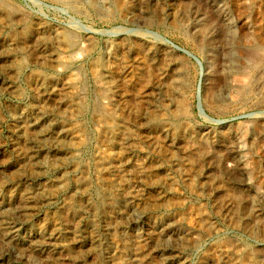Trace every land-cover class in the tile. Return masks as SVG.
<instances>
[{
	"label": "rangeland",
	"instance_id": "rangeland-1",
	"mask_svg": "<svg viewBox=\"0 0 264 264\" xmlns=\"http://www.w3.org/2000/svg\"><path fill=\"white\" fill-rule=\"evenodd\" d=\"M55 2L0 0V212L14 227L3 231L0 222V264H214L229 240L248 248L253 260L264 259V69L240 96L233 86L214 100L207 95L220 74L222 21L232 28L235 47L249 37L264 42V0ZM37 24L77 36L80 27L90 28L94 46L81 42V53L63 67L39 47L37 64L29 41ZM45 37L40 42L49 50ZM255 82H263L261 90ZM77 91L89 105L103 96L102 121L113 117L125 127L131 146L110 140L90 108L83 112L68 100ZM198 144L226 165L228 150L236 156L242 181L222 169L211 173L255 205L258 231L246 230L225 209L214 211L222 194L205 185L210 164L202 158L196 170L183 157ZM62 175L66 183L55 187ZM121 175L131 178L121 183ZM18 205L22 214L11 216ZM198 210L207 215L208 231L200 228ZM173 233L180 235L178 247L170 237L155 241ZM160 250L173 256L161 261Z\"/></svg>",
	"mask_w": 264,
	"mask_h": 264
},
{
	"label": "bare ground",
	"instance_id": "bare-ground-1",
	"mask_svg": "<svg viewBox=\"0 0 264 264\" xmlns=\"http://www.w3.org/2000/svg\"><path fill=\"white\" fill-rule=\"evenodd\" d=\"M3 1V0H1ZM41 1V0H40ZM56 2H61L64 3L66 5H68L69 3L73 2V0H54ZM90 1V0H89ZM96 1V0H95ZM178 1V0H177ZM52 2V1H51ZM55 2V3H56ZM81 2V1H80ZM88 2V1H87ZM100 2V1H99ZM106 2V1H105ZM137 2V1H136ZM39 3V2H38ZM112 3V2H110ZM153 3V2H152ZM3 4V3H2ZM48 4V3H46ZM150 4V3H149ZM172 4V3H170ZM1 5V3H0ZM8 5V4H7ZM51 5V4H50ZM53 5V4H52ZM62 5V4H61ZM91 5V4H90ZM138 5V4H137ZM164 5V4H163ZM105 6V5H104ZM129 6V5H128ZM135 6V5H134ZM176 6V5H175ZM98 7V6H97ZM131 7V6H130ZM1 8V7H0ZM11 8V7H10ZM61 8V7H60ZM67 8H71V6H67ZM150 7H148L149 9ZM157 8V7H156ZM160 8V7H159ZM186 8V7H185ZM184 8V9H185ZM227 8V7H226ZM4 9V8H3ZM66 9V8H65ZM75 9V8H74ZM95 9V8H93ZM147 9V10H148ZM154 9V8H153ZM248 9V7L245 5L242 6V9L240 11V14L242 15L243 12H245ZM69 10V9H68ZM91 10V9H89ZM112 10V9H111ZM139 11V9H137ZM155 10V9H154ZM79 11V10H78ZM136 11V10H135ZM4 12V11H3ZM66 12V10H65ZM88 12V11H87ZM98 12V11H97ZM24 13V12H23ZM135 14V13H134ZM224 14V13H223ZM11 15V14H10ZM82 15V14H81ZM93 15V14H92ZM141 15V14H140ZM3 16V14H2ZM157 16V15H156ZM155 16V17H156ZM76 18V17H75ZM10 19V18H9ZM23 21V20H22ZM218 22V21H217ZM223 22V33L221 35V40H219L222 43L223 49L221 50V60L222 63H220V69L219 70V75L218 78H215V81L212 80L211 83H209V86H207V95L209 97L210 100H214L219 91L220 90H227L231 89V87L233 86V90H235L234 94L236 95H242L244 93H246L250 87V85L252 84L253 81L256 80V78H258L261 74H263V72H259V69H264V42L260 41L259 39L256 38H248V42H245L244 45H239V47H235V43H233L232 41V35H233V31L230 29L229 25L227 23ZM247 22V21H246ZM22 24H24V22H22ZM231 24V23H229ZM14 26V25H13ZM22 26V25H21ZM20 26V27H21ZM24 26V25H23ZM69 27V26H68ZM72 27V26H71ZM186 27V26H185ZM1 28V27H0ZM18 28V27H17ZM26 26H24L22 29H25ZM82 28V30L84 31L83 35H75V33H71L69 31H59L56 29H49V27H44L41 26L40 24H37L36 27H31V36L29 41H31L32 47L34 49L33 54H31L32 59H34L35 63H39L41 64L42 60H40L42 58V55L37 54L35 51L39 50L38 48L41 47L43 48V51L45 53H48L46 55V57H48L49 61L53 63H55L56 67H63L65 64H70L71 60H73L76 56L79 55V53H81L82 49H81V45L83 43H85L86 48L91 49L94 44L92 42V30L90 28H85V27H80ZM234 28V27H233ZM61 29V28H60ZM64 29V28H63ZM67 29V28H66ZM185 29V28H184ZM243 29V28H242ZM235 31V30H234ZM1 32V31H0ZM111 32V31H110ZM205 32L204 28H201L199 31L200 37L203 36ZM248 32V31H247ZM24 33V32H22ZM27 33V32H26ZM50 34V35H49ZM243 35V34H241ZM251 35V34H250ZM12 36V34H11ZM45 36H48L47 38H49L47 41L50 43V48L49 50H47L45 43H41L40 39L41 38H46ZM252 36V35H251ZM256 36V35H255ZM204 39V38H203ZM243 39V36H242ZM205 40V39H204ZM237 40V39H236ZM140 41V40H139ZM142 41V40H141ZM5 42V41H4ZM83 42V43H81ZM98 42V41H97ZM118 42V41H117ZM243 42V41H242ZM241 42V43H242ZM206 43V42H205ZM142 44V43H141ZM23 45V44H22ZM29 45V44H28ZM53 46H57L56 49H54ZM12 47V46H11ZM21 47V46H20ZM19 47V48H20ZM31 47V48H32ZM1 48V47H0ZM85 48V47H84ZM83 48V49H84ZM127 48V47H126ZM16 49V48H15ZM148 49V48H147ZM200 49V48H199ZM12 50V49H11ZM32 50V49H31ZM32 52V51H31ZM25 54V53H24ZM18 55V54H17ZM86 56V55H85ZM62 58H67V59H62ZM102 59V58H101ZM15 61V60H14ZM55 61V62H54ZM79 62V61H78ZM12 63V62H11ZM77 63V62H76ZM133 64V63H132ZM75 65V64H74ZM141 65V64H140ZM69 66V65H68ZM89 66V65H88ZM87 66V68H88ZM95 66V65H94ZM102 66V65H101ZM100 66V67H101ZM180 66V65H179ZM32 68V66H31ZM83 69V68H82ZM60 70V69H59ZM81 70V69H80ZM75 71V70H74ZM260 71V70H259ZM264 71V70H263ZM80 72V71H79ZM107 72V71H106ZM180 72V71H179ZM86 73V72H85ZM109 74V73H108ZM7 75V74H6ZM54 75V74H53ZM77 75V74H76ZM182 75V74H181ZM70 76V74H69ZM38 77V76H37ZM63 77V76H62ZM65 77V76H64ZM175 77H177L175 75ZM230 77H235V83L231 84L229 83V78ZM88 78V77H87ZM34 79V78H33ZM32 79V81H33ZM90 79V78H89ZM105 79V78H104ZM109 79V78H108ZM58 80V79H57ZM60 80V79H59ZM84 80V79H83ZM148 80V78H147ZM75 81V80H74ZM10 82V81H9ZM260 82V81H259ZM75 83V82H74ZM81 83V82H80ZM94 83V82H93ZM256 83V82H255ZM61 84V83H60ZM254 84V82H253ZM257 86L261 88L263 87V82L261 83H256ZM33 85V83H32ZM64 85V84H63ZM78 85V84H77ZM89 85V84H88ZM96 85V84H95ZM110 86V85H109ZM253 86V85H252ZM71 87H73V85H71ZM107 87V86H106ZM5 88V87H3ZM79 88V87H78ZM77 88V89H78ZM86 88V87H85ZM48 89V88H47ZM102 90V89H100ZM252 90V89H251ZM264 90V87H263ZM145 91V90H144ZM147 91V90H146ZM178 91V90H177ZM250 91V90H249ZM255 91V90H254ZM149 92V91H148ZM253 92V91H252ZM251 92V93H252ZM103 93V92H102ZM206 93V92H205ZM250 93V92H249ZM257 93V91H256ZM105 94V93H104ZM184 94V93H183ZM226 94V93H225ZM85 95V94H84ZM93 95V94H92ZM70 96V95H69ZM86 96V95H85ZM98 96V98H97ZM182 96V95H181ZM222 96V95H221ZM33 97V96H32ZM68 97V96H67ZM206 97V96H205ZM249 97V96H248ZM56 98V97H55ZM84 98V97H83ZM103 98L102 95H96L94 97V101L92 102L91 105L88 104V102H82L81 100L82 97L80 96V92L77 91L74 95V97L71 99L69 98L68 100L73 102V104L75 106L78 107L79 110H86L87 108H90L91 111L93 112V114L96 116L98 123H101L102 128L104 127V131L107 133V135L109 136L110 140H118V144L119 146L124 145L125 147H127V143L129 144V146H131V141L128 137V135L126 134L125 131H127V129H125V127H123L122 125H118L116 123V120L111 117L110 119L104 120L102 121V118L104 116H106V113H104L101 109H100V101L99 99ZM116 98V96H115ZM127 98V97H126ZM93 99V98H92ZM130 99V98H129ZM208 99V100H209ZM85 100V99H84ZM218 100V99H217ZM264 100V99H263ZM117 101V100H116ZM220 101V100H219ZM119 102V101H118ZM178 102V101H177ZM217 102V101H216ZM48 103V102H47ZM102 103V102H101ZM215 103V102H214ZM264 104V103H263ZM122 105V104H121ZM134 105V104H133ZM184 105V104H183ZM58 106V105H57ZM80 106V107H79ZM113 106V105H112ZM264 106V105H263ZM63 107V106H62ZM256 108V107H255ZM55 109V108H54ZM106 109V108H105ZM37 110V108L35 109ZM88 110V109H87ZM104 110V109H103ZM109 111V110H108ZM84 112V111H83ZM87 112V111H86ZM152 112V111H151ZM111 113V112H110ZM86 115V113H85ZM19 116V115H18ZM50 116V115H49ZM108 116V115H107ZM131 116V115H130ZM35 118V117H34ZM85 119V118H84ZM159 119V118H158ZM47 120V119H46ZM76 120V119H75ZM57 121V120H56ZM81 121V120H80ZM83 121V120H82ZM89 121V120H88ZM173 121V120H172ZM68 122V121H67ZM77 122V121H76ZM153 122V121H152ZM159 122V121H158ZM90 123V122H89ZM97 123V122H96ZM193 125V124H192ZM166 126V125H165ZM169 126V125H168ZM58 127V126H57ZM82 127V126H81ZM75 128V127H74ZM73 128V129H74ZM29 129H32V127H30ZM91 129V128H90ZM212 129V128H211ZM253 129V128H252ZM40 131V130H39ZM135 131V130H134ZM173 131V129H172ZM10 132V131H9ZM24 132V131H23ZM96 132V131H95ZM77 133V132H76ZM92 133V132H91ZM97 133V132H96ZM128 133V132H127ZM84 136V133H81ZM178 134V133H177ZM252 134L255 136V133L252 132ZM31 137L34 138V134H33V130H31L30 134ZM48 135V134H47ZM257 135V134H256ZM29 136V137H30ZM75 136V135H74ZM87 136V135H85ZM131 136V135H130ZM182 137V136H181ZM198 137V136H197ZM23 138V137H22ZM88 138V137H87ZM79 140V139H78ZM186 140V139H185ZM85 141V140H84ZM130 141V142H129ZM188 141V139H187ZM114 142V141H113ZM148 142V141H147ZM160 143V142H159ZM185 143V142H184ZM193 144V143H192ZM204 144V143H203ZM198 144L195 147H191V149L189 150L188 153H186L185 150H183V157L187 160V162L191 165H193L196 170H201L203 168L202 166V162L203 159L207 160V162L210 165H207L211 168L208 169V171H206V175H205V185L206 186H214L213 188H216L218 190L221 191V200L217 201V207L214 209V211H220L222 209L227 210V213L229 214L230 219L232 218V220L234 221H238L241 222L243 224V227L246 230L252 231V230H256L258 231V224L257 222H259V218L257 217L256 213H255V205L253 206L251 203H249L246 199H244V195H242L241 193H235L230 187L225 186L221 183V179L220 177H218L215 173H211V171H216L218 169H222V171L229 177L232 179H237L239 181H242L243 178L245 176H242V174H240L238 172V170L242 169L239 168V161L237 160L236 156L232 153L230 154V151L228 150V159H231V164H224L223 158L220 155H214V156H210L208 154V149L205 148V144ZM49 145V144H47ZM80 147V146H79ZM113 148V147H112ZM182 148V147H181ZM111 149V148H110ZM48 150V149H47ZM75 150V149H74ZM83 150V149H82ZM114 150V149H113ZM161 150V149H160ZM112 151V150H111ZM128 151V150H127ZM135 151V150H134ZM42 152V151H41ZM126 152V151H125ZM82 153V152H81ZM111 153V152H110ZM113 153V152H112ZM88 154V153H87ZM137 154V152H136ZM62 155V154H61ZM130 155V154H129ZM145 155V154H144ZM55 156V155H54ZM170 156V155H169ZM136 157V156H135ZM146 157V156H145ZM172 157V156H170ZM71 158V157H70ZM203 158V159H202ZM44 159V158H43ZM63 159V158H62ZM227 159V160H228ZM95 160V159H94ZM82 161V160H81ZM104 161V160H103ZM109 161V160H108ZM160 161V160H159ZM70 162V161H69ZM95 162V161H94ZM101 162V160H100ZM24 163V162H23ZM75 163V162H74ZM96 163V162H95ZM112 163V162H111ZM100 164V163H99ZM119 164V163H117ZM152 164V163H151ZM157 164V163H156ZM254 164V163H253ZM18 165V164H17ZM98 165V164H97ZM130 165V164H129ZM128 165V166H129ZM143 165V164H140ZM161 165V164H160ZM204 165V164H203ZM54 166V165H53ZM242 166V165H241ZM244 166V165H243ZM56 167V166H55ZM83 167V166H82ZM97 167V166H96ZM139 167V166H138ZM88 168V166H87ZM239 168V169H237ZM126 169V167H125ZM89 170V169H88ZM95 170V169H94ZM101 170V169H100ZM113 170V169H112ZM130 170V169H128ZM134 170V169H133ZM146 170V169H145ZM102 171V170H101ZM131 171V170H130ZM161 171V170H160ZM115 173H119L118 169H114ZM153 172V171H152ZM162 172V171H161ZM209 172V173H208ZM242 172V171H241ZM43 173V172H42ZM91 173V172H90ZM130 173V172H129ZM132 173V172H131ZM158 173V172H157ZM166 173V172H165ZM208 173V174H207ZM95 174V173H93ZM116 174V175H117ZM123 174V173H122ZM120 175V174H119ZM127 175V174H126ZM129 175V174H128ZM144 175V173H143ZM140 172H138L135 176H143ZM155 175V173H154ZM164 175V174H163ZM162 175V176H163ZM105 176V175H103ZM166 176V175H165ZM198 176V175H197ZM201 176V175H200ZM99 177V176H98ZM145 177V176H144ZM157 177V175H156ZM186 177V176H185ZM91 178V177H90ZM113 178V177H111ZM129 178L131 177H124L121 175L119 176V180L121 181V183H124L127 181H129ZM110 179V178H109ZM108 179V180H109ZM136 179V178H135ZM21 180V179H20ZM89 180V179H87ZM87 180H83L82 185L85 188L89 183L87 182ZM96 180V179H95ZM76 181V180H75ZM100 181V180H99ZM135 181V180H134ZM149 181V180H148ZM147 181V182H148ZM166 181V180H165ZM171 181V180H169ZM16 182V181H15ZM45 182V181H44ZM145 181H143L144 183ZM188 182V185H190V180L185 181ZM193 182V181H192ZM197 182V181H196ZM200 182V181H199ZM26 183V182H25ZM66 183V180L64 179V176L62 175L60 177V179L57 181V183L55 184V187H60V186H64L63 184ZM69 183V182H68ZM93 183V182H92ZM132 183V182H131ZM152 183V182H151ZM156 183V182H155ZM168 183V182H167ZM170 183V182H169ZM227 183V182H226ZM243 183V182H242ZM99 184V183H98ZM164 184V183H163ZM196 184V183H195ZM54 185V184H53ZM70 185V184H69ZM147 185V184H146ZM41 186V185H40ZM113 186V185H112ZM116 186V185H115ZM205 186V187H206ZM186 187V186H185ZM12 188V187H11ZM50 188V187H49ZM80 188V187H79ZM113 188V187H112ZM125 188V187H124ZM48 189V188H47ZM74 189V188H73ZM99 189V188H98ZM106 189H109V187H107ZM111 189V188H110ZM114 189V188H113ZM142 189V188H141ZM160 189V187H159ZM164 189V188H163ZM210 189V188H209ZM212 189V188H211ZM105 190V189H104ZM129 190V189H128ZM140 190V189H139ZM66 191V190H65ZM64 191V192H65ZM137 191V190H136ZM152 191V190H151ZM217 191V190H216ZM78 192V191H77ZM111 192H114L111 191ZM123 192V191H122ZM128 192V191H127ZM144 192V191H143ZM155 192V191H154ZM61 193V192H60ZM85 193V192H84ZM83 193V194H84ZM108 193V192H107ZM147 193V192H146ZM152 193V192H151ZM86 194V193H85ZM154 194V193H153ZM167 194V192H166ZM117 195V194H116ZM119 195V194H118ZM123 195V194H122ZM156 195V194H155ZM1 196V195H0ZM16 196V195H15ZM90 196V195H89ZM115 196V195H114ZM124 196V195H123ZM154 196V195H153ZM152 196V197H153ZM6 197V196H5ZM110 197V196H109ZM165 197V196H164ZM54 198V197H53ZM82 198V197H81ZM125 199L130 198L129 194H126L124 196ZM156 198V196H155ZM154 198V199H155ZM158 198V197H157ZM75 199V198H74ZM81 200V199H80ZM86 200V199H85ZM119 200V199H118ZM124 200V199H122ZM142 200V199H141ZM151 200V199H149ZM153 200V199H152ZM160 200V199H159ZM108 201V200H107ZM106 201V202H107ZM120 201V200H119ZM243 201L245 202V205H240L239 206V202ZM5 202V201H4ZM128 200H126L123 205L126 206L128 204ZM157 202V200L155 201ZM162 202V200H161ZM226 202V203H225ZM98 203V202H97ZM105 203V202H104ZM117 203V202H116ZM134 203V202H133ZM154 203V202H153ZM152 203V204H153ZM9 204V202H8ZM136 204V203H135ZM143 204V203H142ZM148 204V203H147ZM151 204V205H152ZM220 204V205H219ZM101 205V204H100ZM146 205V204H144ZM158 205V204H157ZM162 205V204H161ZM160 205V206H161ZM119 206V205H117ZM121 206V205H120ZM143 206V205H142ZM154 206V205H153ZM159 206V205H158ZM166 206V205H165ZM5 207V206H4ZM111 207V206H110ZM137 207V206H136ZM144 207V206H143ZM150 207V206H149ZM135 208V207H134ZM162 208V207H161ZM113 209V208H112ZM128 209V208H127ZM143 209V208H141ZM203 209V208H202ZM22 210H23V205H18V206H14L13 210H12V215L14 214H22ZM116 210V209H115ZM75 211V210H74ZM98 211V210H97ZM101 211V210H100ZM133 211V210H131ZM213 211V212H214ZM14 212V214H13ZM64 212V211H63ZM84 212V211H82ZM123 212V211H122ZM130 212V211H129ZM155 212V211H154ZM209 212V211H208ZM2 213V214H1ZM97 213V212H96ZM131 213V212H130ZM136 213V212H135ZM5 212H0V222L2 223V230L4 228V230H8V231H13L14 227H13V223H11L10 217H6ZM132 214V213H131ZM109 215V214H108ZM127 215V214H126ZM196 215L199 218V224H200V228L202 226L203 229L205 228L206 231L209 230V226H208V222H206V218L207 215L205 213H201L200 210H198V213H196ZM79 216V215H78ZM120 216V215H119ZM206 217V218H205ZM59 218V217H58ZM120 218V217H119ZM131 218V217H129ZM143 218V217H141ZM97 219V218H96ZM104 219V218H103ZM123 219V218H122ZM171 219V218H170ZM147 220V219H146ZM3 221V222H2ZM127 221V220H126ZM140 221V220H139ZM174 221V220H173ZM95 222V221H94ZM93 222V223H94ZM97 222V221H96ZM106 222V221H105ZM118 222V221H117ZM172 222V221H171ZM107 223V222H106ZM123 223V222H122ZM174 223V222H173ZM20 224V223H19ZM88 224V223H87ZM121 224V223H120ZM80 225V224H79ZM157 225V224H156ZM93 226V225H92ZM109 226V225H108ZM52 227V226H51ZM211 227V226H210ZM3 230V231H4ZM22 230V229H21ZM109 230V229H108ZM204 230V232H205ZM170 231V230H169ZM195 231V230H194ZM260 231V230H259ZM58 232V231H57ZM93 232V231H92ZM151 232V231H150ZM158 233V232H157ZM170 233V232H169ZM184 232H182L183 234ZM199 233V232H197ZM254 233V232H253ZM57 234V233H56ZM92 234V233H91ZM134 235V234H133ZM158 235V234H157ZM170 237L171 239V243L172 246L174 245L175 247H178V242L180 241V235L178 233H173L171 236H156L155 241L156 242H167V238ZM188 237V236H187ZM193 237V236H192ZM38 239V238H37ZM192 240V239H191ZM7 241V240H6ZM154 241V240H153ZM51 242V241H50ZM61 242V241H60ZM127 242V240H126ZM168 243V242H167ZM11 244V243H10ZM181 244V243H180ZM186 244V243H185ZM226 246H224L225 249H222L223 254L218 257L217 261H215L214 264H264V259H260V260H253V255H251V253H249L250 251L248 250V248H244L243 245L237 244L234 241H228V243L226 242ZM161 245V244H160ZM194 245V244H193ZM225 245V244H223ZM12 246V244H11ZM150 246V245H149ZM69 247V246H68ZM131 247V246H130ZM148 247V246H147ZM70 248V247H69ZM221 248V246H220ZM151 249V248H150ZM147 251V250H146ZM168 251V250H167ZM166 252V251H165ZM216 252V250H215ZM133 253V252H132ZM137 253V252H136ZM156 253V251H155ZM222 253V252H221ZM220 253V254H221ZM44 254V253H43ZM128 254V253H127ZM186 254V253H185ZM81 255V254H80ZM136 255V254H135ZM200 255V254H199ZM219 255V254H218ZM217 255V256H218ZM54 256V255H53ZM155 256V255H154ZM170 255L169 253H164L163 250H160L159 253V259L161 261H166L167 258H169ZM187 256V254H186ZM214 256V255H213ZM184 257V256H183ZM211 257V256H210ZM256 257V256H255ZM139 258V257H138ZM144 258V257H143ZM148 258V257H147ZM154 258V257H153ZM156 258V257H155ZM252 258V259H251ZM132 259V258H131ZM136 259V258H135ZM158 259V260H159ZM180 260V259H179ZM2 261V260H1ZM90 261V260H89ZM212 261V260H211ZM79 262V261H78ZM174 262V261H173ZM112 263V262H111ZM167 263V262H166ZM169 263V261H168ZM178 263V262H177ZM161 264V263H160Z\"/></svg>",
	"mask_w": 264,
	"mask_h": 264
}]
</instances>
